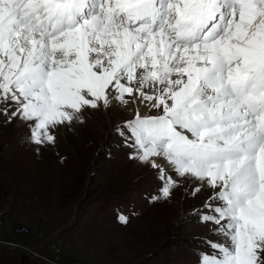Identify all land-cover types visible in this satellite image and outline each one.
I'll list each match as a JSON object with an SVG mask.
<instances>
[{
	"label": "snow or ice",
	"instance_id": "obj_1",
	"mask_svg": "<svg viewBox=\"0 0 264 264\" xmlns=\"http://www.w3.org/2000/svg\"><path fill=\"white\" fill-rule=\"evenodd\" d=\"M113 106L150 202L206 194L199 264H264V0H0V118L39 151Z\"/></svg>",
	"mask_w": 264,
	"mask_h": 264
},
{
	"label": "rangeland",
	"instance_id": "obj_2",
	"mask_svg": "<svg viewBox=\"0 0 264 264\" xmlns=\"http://www.w3.org/2000/svg\"><path fill=\"white\" fill-rule=\"evenodd\" d=\"M88 110L78 129L58 128L55 143L39 151L24 125L0 118V243L7 264H199V252L186 244L218 239L194 214L206 194L192 197L181 187L169 200L141 198L139 188L155 193L162 182L155 169L129 159V148L111 143L112 127L127 113L119 106ZM100 196L134 197L138 214L127 224L101 220L106 206L88 211Z\"/></svg>",
	"mask_w": 264,
	"mask_h": 264
},
{
	"label": "trees",
	"instance_id": "obj_3",
	"mask_svg": "<svg viewBox=\"0 0 264 264\" xmlns=\"http://www.w3.org/2000/svg\"><path fill=\"white\" fill-rule=\"evenodd\" d=\"M111 139H112V141H111V143H115L118 147H121V148H127V147H125L124 146V144H122L121 143V139L119 138V136H117L116 134H115V130H114V126L112 127V131H111ZM118 140V141H117ZM122 144V145H121ZM110 146L108 145V144H105L104 143V145H103V148L105 149V153L109 156L110 154H111V150H110V148H109ZM112 148V147H111ZM138 191L140 192V193H138L139 195H141V196H143L144 194H146L147 193V191L146 190H143V189H141V188H139L138 189ZM132 192L133 193H136L137 192V189H132ZM137 194V193H136ZM108 199H110V202H109V204L108 205H110V204H118V205H121V206H123V207H129V205L130 204H135V205H138V202L136 203V200L134 199V197H131V199H127V200H121V199H115V197H108V196H105V197H103V196H100V197H98V203L97 204H102L103 202H105V201H107ZM148 200L150 201V198H148ZM148 200H146V201H148ZM91 201H88V202H86V206L88 207V205H89V203H90ZM107 205V206H108ZM88 211L90 212V213H92V211L90 210V208L88 207ZM93 214V213H92ZM137 214H138V212H137ZM136 214V215H137ZM136 215H134V216H136ZM101 216V220H102V218L103 219H105L102 215H100ZM133 216V217H134ZM132 218V217H131ZM130 219V218H129ZM100 221V220H99ZM99 221H97V222H99ZM96 222V223H97ZM20 256L22 257V256H25L23 253H20ZM26 264H32V262L31 261H29V262H27ZM147 264H149V263H147Z\"/></svg>",
	"mask_w": 264,
	"mask_h": 264
},
{
	"label": "bare ground",
	"instance_id": "obj_4",
	"mask_svg": "<svg viewBox=\"0 0 264 264\" xmlns=\"http://www.w3.org/2000/svg\"><path fill=\"white\" fill-rule=\"evenodd\" d=\"M103 109L106 110L105 108H103ZM98 110H99V109H98ZM87 111H89V110H87ZM84 113H85V112H84ZM86 113H87V112H86ZM89 113H90V112H89ZM84 115H85V114H84ZM85 118L87 119V118H89V117H85ZM90 118H91V117H90ZM83 121H84V119H83ZM72 126H73L72 129L74 128L75 130L78 129V127H79V125H77L75 122L72 124ZM77 126H78V127H77ZM191 182H192V181H191ZM190 185H192V183H191Z\"/></svg>",
	"mask_w": 264,
	"mask_h": 264
}]
</instances>
